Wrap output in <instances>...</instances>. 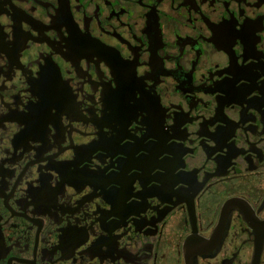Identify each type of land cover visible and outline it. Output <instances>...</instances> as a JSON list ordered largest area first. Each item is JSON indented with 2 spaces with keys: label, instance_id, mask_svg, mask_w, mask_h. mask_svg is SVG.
Returning <instances> with one entry per match:
<instances>
[{
  "label": "flooded vegetation",
  "instance_id": "af4514ba",
  "mask_svg": "<svg viewBox=\"0 0 264 264\" xmlns=\"http://www.w3.org/2000/svg\"><path fill=\"white\" fill-rule=\"evenodd\" d=\"M187 258L264 264V0H0V264Z\"/></svg>",
  "mask_w": 264,
  "mask_h": 264
},
{
  "label": "water",
  "instance_id": "95a60500",
  "mask_svg": "<svg viewBox=\"0 0 264 264\" xmlns=\"http://www.w3.org/2000/svg\"><path fill=\"white\" fill-rule=\"evenodd\" d=\"M256 263H257V260H256ZM187 264H191V260L189 258H187Z\"/></svg>",
  "mask_w": 264,
  "mask_h": 264
}]
</instances>
